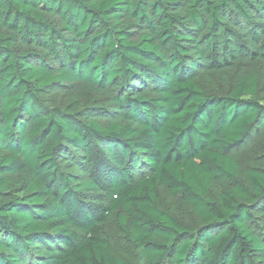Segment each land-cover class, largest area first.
<instances>
[{"label": "trees", "instance_id": "trees-1", "mask_svg": "<svg viewBox=\"0 0 264 264\" xmlns=\"http://www.w3.org/2000/svg\"><path fill=\"white\" fill-rule=\"evenodd\" d=\"M249 65L264 0H0V264H264Z\"/></svg>", "mask_w": 264, "mask_h": 264}, {"label": "rangeland", "instance_id": "rangeland-1", "mask_svg": "<svg viewBox=\"0 0 264 264\" xmlns=\"http://www.w3.org/2000/svg\"><path fill=\"white\" fill-rule=\"evenodd\" d=\"M246 69L250 71L256 72L261 77V82L264 84V67L263 66H247ZM210 82L208 85V89L210 92L219 91L223 88H225L224 83L220 80H217V82ZM262 102L264 103V96L262 97ZM237 157L242 165V167L246 169H253V168H264V150L261 147H244L242 151H239L237 153ZM160 205L163 209H166L172 213L178 214L182 207L181 203L170 197L165 192H162L161 194V202Z\"/></svg>", "mask_w": 264, "mask_h": 264}]
</instances>
